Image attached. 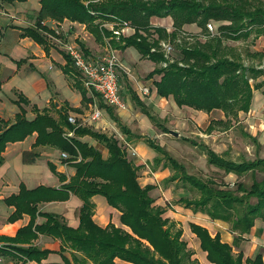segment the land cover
I'll use <instances>...</instances> for the list:
<instances>
[{
  "label": "trees",
  "instance_id": "trees-1",
  "mask_svg": "<svg viewBox=\"0 0 264 264\" xmlns=\"http://www.w3.org/2000/svg\"><path fill=\"white\" fill-rule=\"evenodd\" d=\"M7 3L27 0H3ZM40 8L33 26L22 30V37H29L45 49L54 31L42 22L48 19L56 22L68 20L83 24L85 29L100 44L112 49L134 47L142 58L155 64L146 79L158 76L153 81L156 94L172 97L178 107L210 113L219 110L224 120H212L206 127L211 131L216 125L227 127L239 112L249 110L252 92L262 89L264 95V71L253 65L245 66L240 53L226 41H252L264 36V0H38ZM152 17L172 20V30L152 26ZM212 23L213 31L206 27ZM106 23L111 25L109 29ZM195 24L200 28L202 40L187 34L183 26ZM129 27L133 33L122 34ZM55 37V36H54ZM173 46L172 60L165 56L161 43ZM170 55V54H169ZM252 57H264L262 53H250ZM66 57L64 72L74 81V87L85 97L78 72ZM165 63L164 66L160 64ZM76 76V77H75ZM262 77V80L257 81ZM77 78V79H76ZM252 81V82H251ZM135 104L147 113L135 94ZM16 104H28L20 94ZM35 111L33 119L25 117V110L15 115L14 121L0 120V165L2 153L8 143L24 140L36 134L32 150L23 153V161L32 163L40 156L38 148H51L66 153L62 162L74 168V175L67 178L50 169L62 182L59 188L38 186L26 189L20 186L16 194L3 200L14 208L7 220L13 222L22 215L30 216L29 223L17 230L13 237L0 235V254L6 248L17 251L25 261L42 263L49 251L32 245L38 235L60 240L62 262L60 264H115L119 259L125 264H199L192 258V251L181 238L182 230L176 229L168 218H164L167 206L154 204L149 192L153 185L141 187L137 181L135 166L127 159L125 150L114 137L94 132L88 128L72 125L67 120L66 110L54 118L46 109ZM154 122L155 119L150 116ZM166 131V130H164ZM72 132L73 136H67ZM124 132V131H123ZM167 132V131H166ZM126 134V132H124ZM89 135L107 150V157L96 148L81 142L77 137ZM250 138V137H249ZM255 141L254 138H250ZM163 160L154 158V167L162 161V167L171 168L173 174L167 181L180 180L189 185L197 197H181L178 203L194 212L206 214L229 224L234 234L233 245H237L252 228L254 221H264V159L233 161L207 148L204 144L190 143L204 153L208 165L233 173L238 178L249 175L250 185L242 181L228 188L215 179L201 180L188 174L183 165L171 157L161 146L147 141ZM75 195L82 202L78 209L79 225L69 227L65 219L57 214L43 213L38 205L50 201H66ZM103 196L108 205L120 212V223L128 230L108 224L105 228L92 220L91 197ZM44 221L35 223L36 217ZM190 231L197 237L200 249L212 264H264L260 253L243 261L241 252L234 253L232 246L220 241L219 235L211 236L206 228L190 223ZM27 245V246H24ZM69 249L72 261L63 253ZM76 253L81 254L80 259ZM24 261V262H25Z\"/></svg>",
  "mask_w": 264,
  "mask_h": 264
},
{
  "label": "crops",
  "instance_id": "crops-1",
  "mask_svg": "<svg viewBox=\"0 0 264 264\" xmlns=\"http://www.w3.org/2000/svg\"><path fill=\"white\" fill-rule=\"evenodd\" d=\"M39 8L38 0L0 3V120L13 122L15 115L20 112V108L25 110V117L29 120L35 116V111L32 108H37L39 111L46 109L54 118H57L58 112L66 110L67 116L73 115L76 118L79 127L88 128L115 139L119 138L114 134L123 136L134 147L137 155L132 160L141 169L142 165L138 163V159L154 161L156 153L149 147L147 141L150 140L145 135L151 132L154 133V129L157 128L161 130L160 132L163 135L169 131L161 125L162 120L169 119L168 112L165 109V106H167L170 110L172 108L177 111L184 109L185 114L193 118L198 126H200L199 122L207 119L203 131L209 133L217 128L227 129L234 124H241L243 130L246 131L244 136L248 138L250 145L256 146L252 159L256 157L264 159V95L261 92L262 89L253 90L250 107L246 113L239 112L237 119H232L230 125L226 128L218 124L213 130L206 131V127L212 120H224L223 113L219 110L204 113L187 107H178L172 97L164 98L158 96L153 85V81L156 80L154 79L155 76L150 79L145 78L154 69L155 64L148 59L142 58L134 47H127L123 50H115L121 65L118 70V76L125 107L117 109L105 106L87 90L83 98L81 92L74 87V81L64 72L66 54L61 46L58 45L56 39L76 44L85 56L92 60L101 56L102 52L105 51V44L96 42L83 24L72 23L68 20H63L62 22L46 20L44 25L52 29L55 36L48 34L49 41L46 49L29 37H22V30L33 26ZM150 24L165 28L167 32L172 30L170 17H152ZM105 26L110 27L111 25L106 23ZM183 31L202 40L201 36H199L200 28L195 24L184 25ZM132 33L133 29L129 27L122 29L124 36ZM251 39L252 37L247 40H229L226 41V44L236 48L245 66L253 65L264 71V57L250 56V53L264 54V36H260L253 41ZM173 54V52L170 55L165 53V56L171 61ZM78 79L81 83L80 76ZM260 80H262V77L257 79V81ZM143 89L147 90V94H142ZM19 94L26 98L28 101L27 105L15 103ZM132 94H135L139 101L143 103L147 113H144L135 104ZM142 95L145 97L142 98ZM93 102L98 104L102 112V117L98 121L89 119ZM130 102L134 104L136 109L131 108ZM127 108H131V111L129 112ZM150 116L155 119L154 122L150 119ZM249 137L254 138L255 141H252ZM35 138L36 134L33 133L22 141L8 143L2 153L3 162L0 165V235L13 237L18 229L26 226L30 221V216L24 214L19 219L9 222L7 218L14 208L3 203L6 197L16 194L21 185L26 189H33L38 186L59 188L62 182L52 172L49 163L54 165L58 173L63 174L67 178L66 182L74 175V168L62 162L60 158L61 152L47 147L38 148L40 156L32 163H25L23 161V153L32 150ZM77 138L81 142H85L99 150L103 158L107 157L106 148L91 136L84 135ZM212 151L219 153L216 150ZM157 167L153 169L155 170ZM164 169L166 168L161 167L162 171H157L153 175V179H142L141 181L137 178L139 185L144 187L150 184L154 186L152 189L154 190L157 186L154 183V179H163L162 181L165 179ZM168 178L169 176L165 181ZM221 178L223 181L216 180V182H223L228 188H232L235 181L239 179L233 173H223ZM91 202L93 203L92 220L96 225L105 228L108 224H113L115 227L128 230L120 223V212L108 205L103 196L94 195L91 197ZM81 204L80 199L71 194L66 201L41 203L38 205V210L43 213L60 215L65 219L69 227L77 228L79 225L78 209ZM177 204L181 205V203ZM158 205L164 207L162 204ZM181 206L183 207V205ZM184 208L183 212L180 211L181 207L173 210L167 207L163 217L168 218L176 229L182 230L181 238L192 251V258L196 259L199 264L212 263L207 261L206 253L200 249L197 237L190 231V223L206 228L211 236L219 235L220 241L231 245L235 254L238 252L242 253L243 261L253 257L256 253H260L264 263L263 220L256 219L250 231L243 236V240L237 245H233L234 234L230 231L228 223L218 219H211L204 213ZM43 221L44 219L39 216L35 219L36 224H40ZM32 245L40 250L49 251L47 257L41 260L42 263L60 264L62 262L59 251L63 245L60 240L39 234L32 241ZM63 255L72 261L69 249H66ZM0 256L2 258L1 264H36L35 261H25L23 256L11 248L3 250ZM76 257L80 259L81 254L76 253ZM114 262L115 264H125L119 259ZM78 264L92 263L88 261L87 263ZM243 264L246 263L243 262Z\"/></svg>",
  "mask_w": 264,
  "mask_h": 264
},
{
  "label": "rangeland",
  "instance_id": "rangeland-1",
  "mask_svg": "<svg viewBox=\"0 0 264 264\" xmlns=\"http://www.w3.org/2000/svg\"><path fill=\"white\" fill-rule=\"evenodd\" d=\"M3 2V0H0V3ZM110 27L108 26L109 29ZM103 53L104 51L102 54ZM176 54L177 52H175L174 55ZM164 65L165 63L160 64V66ZM154 79H158V76H155ZM144 97L145 96L142 95V98ZM130 106L131 108L133 107L136 109L132 102H130ZM165 107L166 112H168L169 119L162 120L161 125L169 131L177 132L178 135L174 136L169 131L163 135L160 132L161 130L157 128L158 130L154 129V133H148V135H145V137L153 143L162 146V148L171 157L184 166L185 171L188 174H191L203 181L209 179L223 181L221 178L223 176L222 171L208 165L204 153L199 149V147L192 145L189 140L194 141L197 144H204L207 146V148L218 151V154L223 155L229 160L239 161L252 159L254 157L253 152H255L256 146L250 145V141L248 138H246V136H244L246 131L243 130V126L241 124H234L232 127L227 129L217 128L209 133L203 131L206 126L207 119L205 121L199 122L200 126H198L193 118L185 114L184 109H181L180 111L174 109V111L173 108L170 110L167 106ZM131 108H127L129 112L131 111ZM114 135L117 137L119 136V134ZM117 140L120 146L125 150L127 159L136 166L137 164H135L132 160L135 158V156L130 154V150L126 149L121 140ZM155 157L163 160L159 153H155ZM138 163L142 165L141 169H138L137 171L138 178L141 181L142 179H153V175L157 171H162V161L155 170L153 169V160L139 158ZM163 174L165 176L164 178L166 179L168 176L173 174V171L171 168H166L164 169ZM165 179L164 181H162L163 179H154V183L157 186L150 192V196L154 199V204H162L163 206H167L172 210L174 208L181 207L182 209H180V211L184 212V207L177 204L178 199L181 197H197V192L192 191L189 188V185L184 184L178 179L172 182L165 181ZM237 181H242L245 185H248L251 181V178L249 175H245L237 179Z\"/></svg>",
  "mask_w": 264,
  "mask_h": 264
},
{
  "label": "built area",
  "instance_id": "built-area-1",
  "mask_svg": "<svg viewBox=\"0 0 264 264\" xmlns=\"http://www.w3.org/2000/svg\"><path fill=\"white\" fill-rule=\"evenodd\" d=\"M45 23L46 20L42 22L43 25ZM206 27L209 31H213L214 29L213 24L210 22L206 24ZM56 42L61 46L64 53L70 59L73 68L78 72L85 90L93 94L105 106L117 109H123L125 107L121 96V85L118 76V70L121 65L114 49L106 44L104 53L100 57L92 60L87 58L76 44L58 39H56ZM161 46L167 55L173 52V46L168 42L161 43ZM142 94H147V90L143 89ZM101 117L102 112L98 104L93 102L89 119L91 121H98ZM67 120L70 124L79 126L73 115H68ZM72 135V132H68L67 134V136ZM118 138L122 141L126 149L130 150L132 156L137 155L134 147L123 136L119 135ZM66 157V153H60V158ZM1 263L2 258L0 256Z\"/></svg>",
  "mask_w": 264,
  "mask_h": 264
},
{
  "label": "water",
  "instance_id": "water-1",
  "mask_svg": "<svg viewBox=\"0 0 264 264\" xmlns=\"http://www.w3.org/2000/svg\"><path fill=\"white\" fill-rule=\"evenodd\" d=\"M170 133H172L174 136L178 135L177 132H175V131H170Z\"/></svg>",
  "mask_w": 264,
  "mask_h": 264
}]
</instances>
